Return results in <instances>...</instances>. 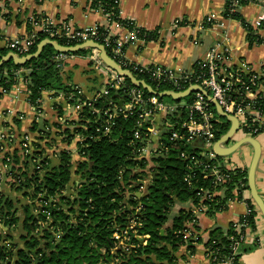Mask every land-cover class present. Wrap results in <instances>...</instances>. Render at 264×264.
Returning <instances> with one entry per match:
<instances>
[{"label":"trees","instance_id":"trees-1","mask_svg":"<svg viewBox=\"0 0 264 264\" xmlns=\"http://www.w3.org/2000/svg\"><path fill=\"white\" fill-rule=\"evenodd\" d=\"M98 1L92 0L91 6L97 8ZM101 1L112 20L126 27V30L132 28L133 21L119 18L118 0ZM248 2L241 0L240 5ZM223 15L241 19L239 12L224 11ZM242 23L247 30L249 43L260 42L251 27L243 20ZM99 31L103 36L106 33L103 27ZM143 35L144 41L157 37L155 33L141 29L140 36ZM45 37L38 34L28 54L33 53L36 45ZM53 39L61 45H71L62 39ZM97 41L104 44L102 36ZM113 46L114 37H111L106 46L110 56ZM6 53L7 48L0 49V58ZM85 53V50L75 52L77 55ZM55 54L56 51L47 45L38 57L24 65L6 62L0 66V89L9 92L18 82L15 72L23 70L27 71V101L33 107L39 105L43 91H60L71 105L87 98L83 92L78 94L77 87L64 84L61 71L65 65L57 67L53 62ZM195 67L196 63L191 71ZM130 70L136 79L143 80L154 91L177 90L174 82H160L153 80L148 73ZM259 83L264 86V76ZM124 84L131 86L126 78ZM101 86L102 81L94 96ZM124 89H110L106 96L101 95L91 101L97 111L91 113L86 107L78 119L67 122L72 130L58 126L63 142L69 143L74 136L79 138L76 148L81 159L76 162L74 170L67 150L59 152L58 163L51 165L50 159L43 156L44 148L40 144L43 138L38 136L34 137L29 152L14 149L4 153L11 186L22 192L28 202L20 203L0 194V222L8 226V231L0 230V264H173V253L177 248L185 245L191 253L194 244L200 241V237L196 240L183 238L193 219L191 209L200 203L206 207L205 213L214 214L224 210L231 201L243 200V193L248 190L247 170L237 168L229 171L224 184L214 185L211 179L204 178L202 170L203 164L210 161L194 144L163 139V148L155 156L149 159L138 157L137 150L143 141L134 140L133 132L138 129L144 134L150 123L142 122L138 127L137 111L126 117L120 115L112 118L110 131L104 135L103 110L108 109L110 103L117 105L126 102ZM143 95L149 97L150 94L143 90ZM55 108L60 112L59 107ZM256 109L264 114L262 100L257 101ZM183 118L182 112L168 117L171 122ZM229 126L226 119L216 124L214 140L225 134ZM9 138V143H12L13 138ZM221 158L217 156L218 160ZM141 186L143 189L139 191ZM205 191L216 194L211 199L201 200V194ZM187 202L192 207H181L172 217L170 226H167L173 207ZM255 207L253 201L248 199V212L239 219L251 230L256 227ZM194 229L198 231L196 225ZM240 232L244 233V227ZM116 234L119 238L115 237ZM124 236L128 237V241L121 244L120 239ZM138 236H147L145 244ZM237 237L233 223L224 231L214 228L208 232L205 247L217 257L213 264L227 257H232V264H239L243 252L240 246L243 243L235 255L231 250Z\"/></svg>","mask_w":264,"mask_h":264},{"label":"crops","instance_id":"crops-1","mask_svg":"<svg viewBox=\"0 0 264 264\" xmlns=\"http://www.w3.org/2000/svg\"><path fill=\"white\" fill-rule=\"evenodd\" d=\"M118 11L120 19L133 21L141 29L157 36L154 40L138 39L127 44L124 47V58L130 63L190 72L193 65L203 59L209 50L226 49L229 65L245 62L256 73H264V0L260 4L248 3L242 6L239 10L240 20L223 15L224 0H118ZM211 14L214 15L213 24L206 27L204 19ZM33 15L45 17L56 25L67 23L78 29L93 25L106 26L111 35L119 38L127 33L120 24L110 23L101 11L91 9L86 0H23L21 4L0 0V49H5L7 40L23 38L32 30H37L28 21ZM259 17L263 19L261 26L255 28L254 22ZM178 19L182 21L179 25L175 24ZM242 20L251 27L252 33L260 42L249 43ZM195 40L196 44L193 43ZM61 75L65 85L79 87L86 97L94 96L103 79L102 74L100 78L91 68L84 55H78L66 63ZM258 92L264 95L263 85L259 86ZM38 108L40 113L37 115L27 101L26 85L21 82L9 92L0 94V132L10 134L13 138L12 143L2 141L1 145L0 194L13 201L19 200L20 203L28 201L22 192L11 186L4 153L14 149L19 151L18 141L23 134L29 133L33 141L35 136L43 138L40 141L44 148L43 156L50 159L51 165L58 163V153L61 151L67 150L70 153L72 170L81 159L76 148L79 138L74 136L66 143L58 133V126L63 127L61 117L69 121L76 118L73 109L67 106L64 93L43 91ZM255 139L260 145V156L254 174L255 186L264 201V132ZM159 140L155 138V141ZM242 146V150L224 158L229 166L247 170L253 149L248 143ZM248 199L251 200V197L246 190L242 201H231L220 212H198L195 217L200 241L194 244L191 253L185 245L177 248L173 253V264H212L205 256L208 232L214 228L224 231L229 224L238 221L247 212ZM181 207L190 208L192 205L190 202L176 204L169 215L167 226H170L172 217ZM255 209L256 227L254 230H245L239 264H264V221L258 209ZM0 230L8 231V226L0 222ZM14 236H17L16 233ZM115 237L119 238L117 234ZM138 238L145 244L147 236ZM120 241L123 244L128 241V237L124 236Z\"/></svg>","mask_w":264,"mask_h":264},{"label":"built area","instance_id":"built-area-1","mask_svg":"<svg viewBox=\"0 0 264 264\" xmlns=\"http://www.w3.org/2000/svg\"><path fill=\"white\" fill-rule=\"evenodd\" d=\"M7 1L15 2L17 4L23 2V0ZM38 1L41 2L43 0ZM86 1L91 9L101 11L110 23H117L112 20L109 13L104 10L101 0L98 1L99 6L97 8L91 6L92 0ZM240 1L241 0H224V11H227V13L239 12L242 7ZM242 1L247 2V0ZM262 1L263 0H249L248 3L260 4ZM262 20V17L256 19L254 27H260ZM28 21L30 26L37 30H32L26 37L7 40L5 44V48L17 57H23L28 54L30 47L40 33L46 36L45 39H50L56 43L58 42L53 38L62 39L67 44L71 43V45L63 46H73L87 40L99 43L97 40L102 36L104 44L102 43L101 45L105 50L106 46L109 45V39L114 37L112 56H109L122 69L129 71L131 74L132 72L130 69L137 73H148L153 80L160 82H174L176 85L175 89L177 90H170L173 92H182L192 85L201 87L207 91L208 95L216 100L226 114L237 119V130L242 128L246 133V135H243L241 138H253V135L257 132L264 131V114L256 109V103L258 100H262L264 103L263 93L258 92V88L261 86L259 80L264 76V73H256L251 66L245 62H241L235 66L229 65V54L226 49H211L206 53L203 59L196 62V67L193 71L179 72L162 66L135 65L124 58V46L134 40L140 39L144 41L145 35L140 36L141 28L133 22L131 23L132 28L127 30L124 37L119 38L111 35L108 27L101 25H93L78 29L67 23L56 25L51 20L38 15L30 16ZM125 21L129 22V20ZM213 21L214 15H208L204 19V26H211ZM180 23H182V21L179 19L175 21V24L177 25ZM100 27H103L106 32L104 36L99 31ZM124 28L126 29V27ZM193 43L196 44L197 40L193 41ZM84 50H86V53L84 54L85 59L90 63L91 68L96 71L98 75L102 74L103 79L102 86L95 96L83 98L82 101H77L72 105L66 101L67 106L74 111L76 117L75 120L78 119L81 112L86 107L91 110V113L97 111L92 107L91 101H95L101 95L106 96L110 89L116 90L125 88L124 93L127 97V101L124 103L120 102L117 105L110 103V107L103 110L104 126L102 127V132L104 135L110 131L112 118L120 115L126 117L137 111L139 120H137L136 124L138 127L141 126L142 122L150 123V127L144 132V134L140 133L138 129L133 132L134 140L143 141V144L137 150L139 151L138 157L149 159L150 157L155 156V154L163 148V139H167L168 141L182 140L186 144H194L200 149V151H203V155L210 161V163L203 164V175L204 178L211 179L214 185L224 184L228 179V172L238 168L229 166L225 160H218L217 155L213 151V144L216 142L214 140L215 125L220 123V117L213 112L212 108L214 107L203 94L200 92L190 93L187 96L189 100L184 105L166 103L161 100L162 97L157 95H149V97H145L141 87L133 84L126 87L124 84L125 78L106 66L102 60H100L99 52L96 49L86 48ZM77 56L78 55L75 53L56 52L53 56V62L56 63L57 67L61 68L69 61L74 60ZM15 73L18 76L17 84L21 82L22 84L27 85L25 79L27 71L17 70ZM132 76L135 77L133 74ZM185 85L188 86L181 90ZM77 89L78 94L83 92L79 87H77ZM0 93L7 92L0 89ZM33 109L35 114L38 115L40 113L38 106L33 107ZM180 112L184 114L183 119L176 122H171L170 119H168V117L179 114ZM60 121L63 127L72 130V126L67 125V118L61 117ZM9 137L12 136L0 132V150L2 149V141L10 142ZM155 138L160 140L155 141ZM32 141L29 133L23 134L18 141L19 151H24V153L29 152ZM196 142H198V144ZM181 156L185 157L183 154H181ZM5 166L8 170L7 165ZM142 189L143 186L140 187L139 191ZM215 194L216 192L214 191H205L201 194V200L211 199ZM137 195H139V193H137ZM205 210L206 207L200 203L198 207L191 209L193 219L189 222V229L184 232L183 238L186 239L191 237L194 240L199 238V233L194 229V226L196 225L195 216L198 212H205ZM233 226L238 232V237L233 240L231 246L232 255H235L240 244L245 240V230L249 228L246 226V223L240 222L239 220L233 223ZM241 227H244V233L240 232ZM230 239H232V236ZM205 256L212 264L217 260L214 252L207 247H205ZM232 262V257H227L218 261L217 264H232Z\"/></svg>","mask_w":264,"mask_h":264},{"label":"water","instance_id":"water-1","mask_svg":"<svg viewBox=\"0 0 264 264\" xmlns=\"http://www.w3.org/2000/svg\"><path fill=\"white\" fill-rule=\"evenodd\" d=\"M50 46L54 49V51L59 53H72L77 52L86 48H93L96 49L99 52V58L102 60V62L123 76L124 78L128 79L130 83H132L135 86H139L142 89H144L148 94L150 95H157L159 97H169L172 100H180L183 97L188 96L192 92H200L203 94L207 100L211 103V105L214 107L217 115L219 117H223L226 119V121L229 122L230 126L229 129L225 134H223L216 142L213 144V151L214 153L219 157H227L231 154H233L235 151H237L244 143H248L252 146L253 149V155L250 161V164L247 169V189L249 191L251 200L253 201L254 205L258 209L263 221H264V201L261 198V194L257 191L255 186V169L256 165L259 160L260 156V145L258 141L255 138L252 137H244L237 141H235L233 144L228 146V142L230 139L234 136V134L237 131L238 122L237 119L231 115L226 114L222 108L219 106V104L216 102L215 99H213L210 95H208L207 91L202 89L199 86L192 85L188 87L186 90L182 92H173V91H163V92H157L154 91L148 84H146L143 80H138L135 77L132 76V74L122 69L106 52L105 48L92 40H87L85 42L73 45V46H63L60 45L50 39H43L41 40L37 45L36 49L33 53L27 54L23 57H17L11 52L6 53L4 56L0 58V66L5 64L8 61H11L14 65H24L31 59H34L39 56L44 46ZM42 123H40V126ZM225 145V146H224ZM162 233V231H161ZM130 234V233H128Z\"/></svg>","mask_w":264,"mask_h":264},{"label":"rangeland","instance_id":"rangeland-1","mask_svg":"<svg viewBox=\"0 0 264 264\" xmlns=\"http://www.w3.org/2000/svg\"><path fill=\"white\" fill-rule=\"evenodd\" d=\"M163 101L164 102H166V103H175V104H181V105H184V104H186L187 102H188V97L186 96V97H183V98H181L180 100H172L171 98H169V97H164V99H163ZM224 118L223 117H221L220 118V122H222V120H223ZM69 121V120H68ZM243 135H246V133L242 130V128H239L237 131H236V133L234 134V136L230 139V141L228 142V146H230L231 144H233L235 141H237L238 139H241V137L243 136ZM256 136H258V135H253V138H256ZM233 142V143H232ZM242 147L243 146H241V148H239L237 151H240V150H242ZM235 153V152H234ZM221 161H223V160H225L224 158H221L220 159ZM226 161V160H225ZM230 163V162H229ZM231 164V163H230ZM3 223V222H2ZM242 246H240V248H241Z\"/></svg>","mask_w":264,"mask_h":264},{"label":"bare ground","instance_id":"bare-ground-1","mask_svg":"<svg viewBox=\"0 0 264 264\" xmlns=\"http://www.w3.org/2000/svg\"><path fill=\"white\" fill-rule=\"evenodd\" d=\"M45 39V38H44ZM84 50V49H83ZM86 51V50H85ZM72 53H75V52H72ZM132 84V83H131ZM144 90V89H143ZM168 91H170V90H168Z\"/></svg>","mask_w":264,"mask_h":264}]
</instances>
